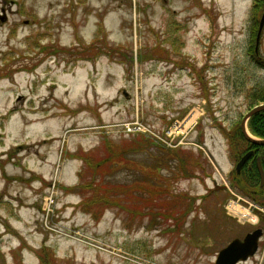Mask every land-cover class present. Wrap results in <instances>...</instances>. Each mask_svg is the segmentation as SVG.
Returning <instances> with one entry per match:
<instances>
[{
	"label": "rangeland",
	"instance_id": "rangeland-1",
	"mask_svg": "<svg viewBox=\"0 0 264 264\" xmlns=\"http://www.w3.org/2000/svg\"><path fill=\"white\" fill-rule=\"evenodd\" d=\"M253 5L0 0V264H39L41 247L53 264H214L217 250L250 226L246 214L227 211L229 193L213 188L228 182L232 165L223 132L264 101ZM259 38L264 56V31ZM174 120L185 139L172 149ZM107 142L128 150L127 163L103 182L165 194L152 201L136 192L147 204L135 199L126 209L93 207L106 200L96 195L86 203L90 190L71 187L92 179L80 178L82 156L104 157ZM179 149L200 156L211 176L198 166L181 174L167 154ZM176 194L194 201L185 225L157 206Z\"/></svg>",
	"mask_w": 264,
	"mask_h": 264
},
{
	"label": "trees",
	"instance_id": "trees-1",
	"mask_svg": "<svg viewBox=\"0 0 264 264\" xmlns=\"http://www.w3.org/2000/svg\"><path fill=\"white\" fill-rule=\"evenodd\" d=\"M253 7L252 10L254 8H257L260 10H262L263 6H264V0H253ZM257 10V11H259ZM256 18H254V22L252 24L251 27V31L252 34L256 33L257 31V21ZM256 30V31H255ZM255 35V34H254ZM252 41V40H251ZM93 46H91L92 48ZM113 47V46H112ZM109 44H105L103 46V48H108V49H112L115 52L116 48L119 52L120 50L123 51L122 47H113L112 48ZM85 54H90L91 51H89L90 46L85 47ZM111 51V52H113ZM100 51L98 50L97 52H93L91 54V57L95 58ZM113 52V54H114ZM108 53V52H107ZM132 57V56H131ZM1 75V74H0ZM252 105V103H251ZM248 129L249 131L257 136V137H261L264 138V110L257 112L255 114H253L249 120H248ZM224 136L226 138V140L228 141V145L230 146V151H229V155L231 158H237L239 157L243 152H245V150H247L248 148L251 147H255V148H259L261 150L264 151V146H255L252 145L251 143H249L247 140H245V138L243 137V134L239 128V123L234 125L233 129H228L225 130ZM105 156L104 157H100V158H96L93 159V156H87L84 155L82 156V159L84 160V169L81 170V172H79L80 178H83V173H85V177L87 176V174L89 176H92V179L87 180V181H83V182H79L78 184L74 185L73 187H71V189L75 190V189H89V192H93L94 194L91 195V193L86 197V203L90 202L91 203V196L92 198L96 195L97 197H101L104 198L106 200H104V202H99L96 201L93 207H100V206H104L105 203H110L114 202H120V207L122 209H126V207H129L131 205H129V202H136V201H142L145 202L147 204V199L145 198H138L136 195V192H140L142 190H145L149 193V195H151L150 200H154L156 198L157 195L164 193L166 189H162V188H154V187H147L144 186V184H139L136 183L135 181H132L130 183H116V184H107L105 182H103L102 180V176H104L107 173H110L113 171V165L114 166H120L122 163H127L126 158L124 157V151H128L124 146H120L117 144H114L113 142H107V144L105 145ZM128 149L130 150H135L136 148L133 147H129ZM168 155H172L173 157H175V159L177 160V169L181 172V174L183 173L186 176L187 175H191V171H194L195 166L200 167V169H202L204 176L205 175H210L209 172L204 171V165L200 162V156H193L190 154V152H185L184 150H175L173 152H167ZM166 154V155H167ZM165 161V160H164ZM206 162V161H205ZM143 168V167H142ZM145 169V168H144ZM154 169V168H151ZM147 173L149 174H153L155 175L156 172L154 170H147ZM241 173H243L244 176H256L257 172H256V168L254 163H246L245 166L242 168ZM148 174V175H149ZM151 176V175H150ZM149 176V177H150ZM84 177V178H85ZM101 177V178H100ZM95 178H99L100 180L98 182H94L97 181L95 180ZM149 180V179H148ZM137 181V180H136ZM153 181V180H151ZM154 182V181H153ZM155 185V184H154ZM158 191H160L159 193H157ZM168 191V190H167ZM117 192V193H115ZM155 193L156 196L154 195ZM165 196V195H164ZM90 197V198H89ZM185 198H187L184 194H176L175 196H173L170 202H168L169 198L166 199L167 202H159V204H157L158 207L162 208L163 210H165V215L168 217L172 216V217H176L177 214H187L191 208L193 207V200H185ZM135 199H137L135 201ZM132 200V201H131ZM182 204H186L185 208L181 211V209L178 210V207H183ZM84 205V204H83ZM137 207V206H134ZM90 210L89 213H91V209H87V206L85 205V211ZM181 211V212H180ZM97 217V215H96ZM41 251L37 252V256L39 258V263L40 264H53V257L50 253H48L44 248H40ZM16 250H13L14 255L16 256ZM55 262V260H54ZM17 264H22L21 261H18Z\"/></svg>",
	"mask_w": 264,
	"mask_h": 264
},
{
	"label": "flooded vegetation",
	"instance_id": "flooded-vegetation-1",
	"mask_svg": "<svg viewBox=\"0 0 264 264\" xmlns=\"http://www.w3.org/2000/svg\"><path fill=\"white\" fill-rule=\"evenodd\" d=\"M260 15H261V13L259 14V18H260ZM259 18L257 20V25L259 24ZM263 31H264V28H263L262 32ZM256 35H257V32L255 33V38L253 40L254 50L256 52V56L258 57L255 60V62L259 67L264 68V56L260 54V52L258 50V45L256 46ZM258 44H259V40H258ZM250 150H252V154L244 162V164L240 167V169L238 171L236 169V164L241 159V157L246 152H248ZM257 157L260 158V163L262 165V171H263V175H264V151L263 150H261L259 148L251 147V148H248L247 150H245V152H243L239 157L230 158L232 165L230 164L231 170L228 173V177H227L228 181H229L230 189L232 188L233 194H235V195H237V194L234 193V190L240 191L244 197L242 199L239 196V198L242 200H245V204H247L251 210L255 211V213L259 216V218L257 220L256 225L250 224V226H247L248 229L243 230L242 233H237V234L232 235V237L229 240H227L217 250V253L220 249L225 247L233 239L237 238L240 241H243V239L245 238L247 233L252 232L255 229H260V235L258 236V238L256 240V247H255L254 253L251 256H249L246 260L237 261L236 264H264V183H263V185H261V177H260V173L257 169ZM246 163H252V164L254 163L255 168H256V172H257L256 176H251V177L248 176L247 177V176H244L243 173H241V170L245 166ZM219 188L226 191V189L223 188V185H218V184H215V187L213 188V190H217ZM185 215L186 214H183V213L180 214V216L177 214V216H179V217L176 216V219H179L176 223L177 225L180 222L185 225V223H186L185 219L187 218V216L185 217ZM192 217L194 218L195 216H192ZM226 217L232 221L234 220L235 223L240 225L241 228H242V225L245 223V222L244 223L237 222L235 219L232 218L234 216H226ZM170 218H175V217L170 216ZM37 258H38V256H37Z\"/></svg>",
	"mask_w": 264,
	"mask_h": 264
},
{
	"label": "water",
	"instance_id": "water-1",
	"mask_svg": "<svg viewBox=\"0 0 264 264\" xmlns=\"http://www.w3.org/2000/svg\"><path fill=\"white\" fill-rule=\"evenodd\" d=\"M264 26V9L260 16L257 35H256V46L258 44L259 36ZM264 110V103L253 106L245 115L242 117L240 122V129L246 140L253 144L264 145V138H257L248 132L246 127L247 120L255 113ZM252 150L246 152L236 164V169L239 171L240 167L250 157ZM257 168L261 177V185L264 183V175L262 166L260 164V158L257 157ZM260 235V229H255L252 232L247 233L243 241L239 239H233L225 247H223L216 255L214 264H236L237 261L246 260L251 256L256 247V240Z\"/></svg>",
	"mask_w": 264,
	"mask_h": 264
},
{
	"label": "built area",
	"instance_id": "built-area-1",
	"mask_svg": "<svg viewBox=\"0 0 264 264\" xmlns=\"http://www.w3.org/2000/svg\"><path fill=\"white\" fill-rule=\"evenodd\" d=\"M139 123L138 122H136V125H138ZM140 125V124H139ZM181 127V124L180 123H176V125H175V127H174V129H175V131H176V134L178 133V132H180L179 131V128ZM135 128H136V126H135ZM173 130H170V133L172 132ZM169 132V131H168ZM169 133V134H170ZM181 133V132H180ZM183 137V136H182ZM182 140H179L178 141V143H180ZM166 142V141H165ZM234 205H236V201H229L228 203H227V209L228 210H230V211H232V212H234V208H235V206Z\"/></svg>",
	"mask_w": 264,
	"mask_h": 264
}]
</instances>
